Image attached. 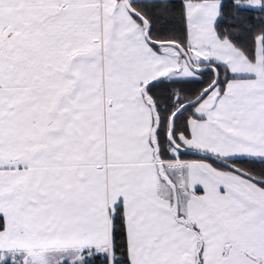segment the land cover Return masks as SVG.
<instances>
[{"label": "snow or ice", "instance_id": "snow-or-ice-1", "mask_svg": "<svg viewBox=\"0 0 264 264\" xmlns=\"http://www.w3.org/2000/svg\"><path fill=\"white\" fill-rule=\"evenodd\" d=\"M0 264H264V0H0Z\"/></svg>", "mask_w": 264, "mask_h": 264}]
</instances>
